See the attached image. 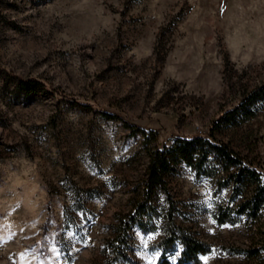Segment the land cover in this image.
<instances>
[{
    "label": "rangeland",
    "instance_id": "obj_1",
    "mask_svg": "<svg viewBox=\"0 0 264 264\" xmlns=\"http://www.w3.org/2000/svg\"><path fill=\"white\" fill-rule=\"evenodd\" d=\"M50 94L13 97L4 74ZM264 82V0H0V264H154L162 217L205 242L200 264H264L237 253L264 243L259 216L218 223L234 206L224 174L179 165L157 190L155 229L132 228L130 261L106 240L143 172L142 138L204 136L264 171V109L210 130ZM151 237V239H148Z\"/></svg>",
    "mask_w": 264,
    "mask_h": 264
},
{
    "label": "trees",
    "instance_id": "obj_2",
    "mask_svg": "<svg viewBox=\"0 0 264 264\" xmlns=\"http://www.w3.org/2000/svg\"><path fill=\"white\" fill-rule=\"evenodd\" d=\"M11 87L13 97L29 98L36 95L50 94L40 81L21 79L11 74H4L2 89ZM264 109V82L243 95L232 108L224 111L213 123L210 130L237 127L252 119L259 110ZM107 121H119L130 135L142 138L141 148L145 164L141 177L135 187V197L128 210L114 214L109 224L110 233L106 240L115 262L130 261L128 254L130 232L136 227L141 232L155 229V219L159 216L153 204L154 194L159 190L168 203L169 193L165 178L173 174L179 165L190 167L198 175L215 176L224 174L220 186H229L230 197L240 196L234 206L220 205L217 208L218 223H235L240 216L255 220L264 207V171L258 170L252 162L239 156L227 146L213 141L210 136L173 137L168 144L150 146L155 142V135L122 121L114 115L97 111ZM163 236L156 244L158 257L154 264H200V257L209 252V246L200 241L173 222L171 206L162 217ZM237 253L250 258L260 259L264 252V243L257 248L236 249Z\"/></svg>",
    "mask_w": 264,
    "mask_h": 264
},
{
    "label": "snow or ice",
    "instance_id": "obj_3",
    "mask_svg": "<svg viewBox=\"0 0 264 264\" xmlns=\"http://www.w3.org/2000/svg\"><path fill=\"white\" fill-rule=\"evenodd\" d=\"M148 239H151V237H148Z\"/></svg>",
    "mask_w": 264,
    "mask_h": 264
}]
</instances>
